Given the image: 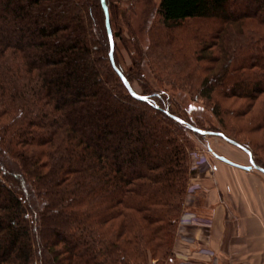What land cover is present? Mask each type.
<instances>
[{
  "label": "trees",
  "instance_id": "obj_1",
  "mask_svg": "<svg viewBox=\"0 0 264 264\" xmlns=\"http://www.w3.org/2000/svg\"><path fill=\"white\" fill-rule=\"evenodd\" d=\"M119 1L105 0L113 60L131 84L148 50L137 47V67L124 68L129 22ZM156 16L153 31L192 19L220 26L222 56L203 79L206 99L217 86L250 103L264 94V0H159ZM109 52L101 0H0V264L169 259L194 174L188 134L202 136L194 129L222 134L264 169L250 142L175 111L173 89L185 83L166 60L150 61L160 87L143 88L139 100ZM92 86L110 104L98 103ZM213 109L226 113L219 101Z\"/></svg>",
  "mask_w": 264,
  "mask_h": 264
},
{
  "label": "rangeland",
  "instance_id": "obj_2",
  "mask_svg": "<svg viewBox=\"0 0 264 264\" xmlns=\"http://www.w3.org/2000/svg\"><path fill=\"white\" fill-rule=\"evenodd\" d=\"M118 5L127 12L125 19L129 22V26H127L129 28L126 29V23H124L122 25L124 29L121 31V37L124 38V43L128 45H125L127 48L122 47L119 51L124 68L132 70L137 67L138 58H140L137 47L140 49L147 48L149 54H146V59L144 58V62L141 63L144 69L143 75L140 73L133 74L135 76L131 86L134 90L141 95L143 88H159L160 84L154 80L156 76L152 71L153 67L150 61L154 59L159 65L160 62L166 60L163 65L178 72L183 83H185L184 87L173 89L176 100L175 111L204 127L215 126L217 129H225L240 140L250 142L257 154L264 160V94L254 103L243 98L225 97L230 93L218 86L212 91V100L201 95L203 79L210 75V67L216 68L219 65L222 56L219 40L216 39L219 35L220 26L211 20L192 19L185 21L178 27L168 29L161 25L155 27L157 31H153L154 28L152 29V27H154V21L157 18L156 11L159 0H120ZM157 35L163 40L158 42ZM132 37L135 38V41L131 39ZM227 44L230 47V53H232L234 40L229 39ZM136 48L137 50L134 52ZM151 51L155 54H152ZM130 52H134V54L132 53L133 55L130 56ZM133 58H136L135 64L132 63ZM167 73L164 72V75H169V71ZM92 87L98 92L96 97L98 103L110 104V95L103 93L97 86ZM218 101L223 112H226L223 118L216 115L213 109ZM152 123L153 121L149 117L145 119V125L151 126ZM188 140L191 146L188 145L187 151L189 167L194 171V174L187 186L186 196L199 193L202 190L201 184L195 178H199L201 181L206 175L212 173L210 171L211 165L216 161L213 152L216 155H225L235 161L249 164L248 154L244 150L227 142L218 134L211 135L206 132L201 137L188 134ZM257 171V175H262L264 178V173ZM257 179L264 184L260 177ZM4 195V193L0 194V201L4 202ZM183 217L197 218V214L183 210L180 220ZM198 220L203 224H208L207 221L199 218ZM166 262L167 259L160 262L148 259V264H165Z\"/></svg>",
  "mask_w": 264,
  "mask_h": 264
},
{
  "label": "crops",
  "instance_id": "obj_3",
  "mask_svg": "<svg viewBox=\"0 0 264 264\" xmlns=\"http://www.w3.org/2000/svg\"><path fill=\"white\" fill-rule=\"evenodd\" d=\"M214 158L212 173L195 178L202 190L186 196L183 209L208 224L183 217L165 264H264V184L257 177L264 178Z\"/></svg>",
  "mask_w": 264,
  "mask_h": 264
},
{
  "label": "water",
  "instance_id": "obj_4",
  "mask_svg": "<svg viewBox=\"0 0 264 264\" xmlns=\"http://www.w3.org/2000/svg\"><path fill=\"white\" fill-rule=\"evenodd\" d=\"M101 4H102V7H103V10H104V14H105V22H106V28H107V32H108V37H109V42H110V52H109V55H110V60L113 64V66L115 67L114 65V60H113V50H114V44H113V37H112V31H111V27H110V21H109V11H108V7H107V4L105 2V0H101ZM116 69V67H115ZM119 76L121 77L122 79V82L124 83L125 87L127 88V90L129 91V93L136 99H139V100H145L146 97L145 96H142L140 95L139 93H137L134 88L131 86V84L126 80V78L124 77V75L118 70L116 69ZM196 132L200 133V134H205L206 132L205 131H202V130H198V129H194ZM219 136H221L222 138H224L227 142L231 143V144H234L236 146H238L234 141L232 140H229V139H226L222 134H218ZM239 147V146H238ZM247 154H248V157H249V165L248 166H241L239 164H236L234 162H232L231 160L223 157V156H219V155H216L214 152L213 154L219 158L220 160L222 161H225L229 164H232L234 166H238L240 168H243V169H246V170H249V169H257L259 170L260 172L264 173V169H260V168H257L252 157H251V154L249 151L243 149Z\"/></svg>",
  "mask_w": 264,
  "mask_h": 264
},
{
  "label": "built area",
  "instance_id": "obj_5",
  "mask_svg": "<svg viewBox=\"0 0 264 264\" xmlns=\"http://www.w3.org/2000/svg\"><path fill=\"white\" fill-rule=\"evenodd\" d=\"M181 221H182V218H181ZM190 222L193 224H201V221L198 220V218H190Z\"/></svg>",
  "mask_w": 264,
  "mask_h": 264
}]
</instances>
